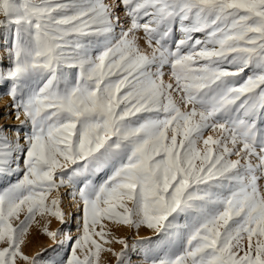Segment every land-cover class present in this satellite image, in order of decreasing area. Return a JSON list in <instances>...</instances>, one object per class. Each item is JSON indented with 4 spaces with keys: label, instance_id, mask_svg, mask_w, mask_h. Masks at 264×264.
Here are the masks:
<instances>
[{
    "label": "snow or ice",
    "instance_id": "1",
    "mask_svg": "<svg viewBox=\"0 0 264 264\" xmlns=\"http://www.w3.org/2000/svg\"><path fill=\"white\" fill-rule=\"evenodd\" d=\"M4 33L0 264H264V0H0Z\"/></svg>",
    "mask_w": 264,
    "mask_h": 264
},
{
    "label": "rangeland",
    "instance_id": "2",
    "mask_svg": "<svg viewBox=\"0 0 264 264\" xmlns=\"http://www.w3.org/2000/svg\"><path fill=\"white\" fill-rule=\"evenodd\" d=\"M109 2H111V0H109ZM3 35H4V40L0 41V43H5L7 41V33H4ZM10 102H11L10 98L6 95H3L2 90H0V125H7L9 126V128H14L19 126L20 121L16 120L11 110L6 107V105L10 104ZM9 135H12V133L9 132ZM21 135H23V133H21ZM15 179L16 177L11 178V180H15ZM9 182H10L9 179L0 178V189L5 187ZM62 207L65 213L67 214L68 221L73 214H75L77 217V219H72L73 220L72 232L75 235L76 224L78 222V218L80 214L77 211V209L74 206H72V204L69 201V198L67 197L64 198ZM37 219H41V218L38 217ZM50 219H51V223L49 225L50 230H56L61 227L59 221L55 220V218H50ZM65 230L67 231L66 226H65ZM30 231H31V235L29 237V242L27 246L24 248L26 254L30 256L35 255L36 253L41 252L43 249L52 246V241L42 233V230L39 226L34 225ZM114 235L117 237H128L130 243L132 239H139L140 237H153V233L146 228H141L138 236L136 235L135 230H129V229L115 230ZM153 240L154 242L159 243V241L156 240L155 237H153ZM111 246L116 251H119L121 248V245H119L118 243H113ZM66 251L67 249H60L59 255H65ZM49 255H53V253H49ZM102 264H116L115 257L107 253L102 254Z\"/></svg>",
    "mask_w": 264,
    "mask_h": 264
},
{
    "label": "bare ground",
    "instance_id": "3",
    "mask_svg": "<svg viewBox=\"0 0 264 264\" xmlns=\"http://www.w3.org/2000/svg\"><path fill=\"white\" fill-rule=\"evenodd\" d=\"M70 217V216H69ZM68 223L72 226L73 225V220L69 218Z\"/></svg>",
    "mask_w": 264,
    "mask_h": 264
}]
</instances>
